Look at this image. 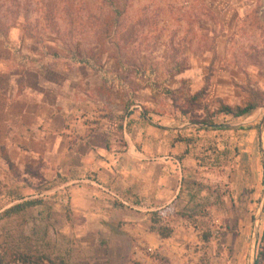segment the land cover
Masks as SVG:
<instances>
[{
    "label": "rangeland",
    "instance_id": "rangeland-1",
    "mask_svg": "<svg viewBox=\"0 0 264 264\" xmlns=\"http://www.w3.org/2000/svg\"><path fill=\"white\" fill-rule=\"evenodd\" d=\"M109 2L113 6L102 0H0V25L8 29L3 38L19 59L25 52H36L43 66L53 71L47 80L78 82L79 89L94 94L95 103L109 93L111 116L113 112L115 117L128 115V108L137 105L145 119L173 112L177 120L201 124L221 107L255 105L256 111L238 122L253 129L260 151L264 150V0ZM19 59H15L16 71L23 68ZM78 61L87 65L78 66ZM21 80L16 81L18 87ZM235 120L210 119L219 124ZM204 151L212 156L218 149L213 142ZM207 160L189 171L177 203L161 215L163 226H186L181 253L171 257L146 251L145 260L136 252L128 258L118 252L115 257L107 252V245L104 250L96 245L104 236L81 229L83 222L66 209L65 202L56 198L42 203L37 198L38 203L25 212L0 218V264H108L111 260L113 264H234L221 249L226 241L220 231L224 226L215 221L229 195L224 179H219L226 166L211 162L212 157ZM40 169V164L25 168L34 190L45 183ZM18 170L13 167L11 172L21 180L23 170ZM263 188L262 182L249 215L252 230L246 264H250L253 222ZM263 211L264 207L254 247V260L262 255L259 264H264Z\"/></svg>",
    "mask_w": 264,
    "mask_h": 264
},
{
    "label": "crops",
    "instance_id": "crops-1",
    "mask_svg": "<svg viewBox=\"0 0 264 264\" xmlns=\"http://www.w3.org/2000/svg\"><path fill=\"white\" fill-rule=\"evenodd\" d=\"M0 41V218L15 206L38 203L34 199L57 198L83 222L82 230L106 238L96 245L103 250L107 245L115 257L136 252L145 260L146 251L173 257L184 249L186 226H170V238L162 239L151 231L152 214L173 208L189 171L212 157L211 162L226 166L219 179L229 190L223 212L215 215L226 237L221 249L234 264H246L249 215L264 176L252 128L238 120L213 122L210 128L177 120L173 112L145 119L137 105L128 108V115L111 116L109 93L95 103L94 94L87 95L78 82L47 80L53 71L32 50L23 54V68L16 71L19 53ZM213 142L218 151L209 156L204 149ZM34 164L41 165L45 180L37 190L25 172ZM13 167L23 170L21 180Z\"/></svg>",
    "mask_w": 264,
    "mask_h": 264
},
{
    "label": "trees",
    "instance_id": "trees-1",
    "mask_svg": "<svg viewBox=\"0 0 264 264\" xmlns=\"http://www.w3.org/2000/svg\"><path fill=\"white\" fill-rule=\"evenodd\" d=\"M103 2H105L106 4H110L113 6V3L109 2V0H102ZM114 11L116 10L115 7L112 8ZM6 29L4 26L0 25V39H2L4 37V35H6ZM5 38V37H4ZM3 38V39H4ZM79 64H85V61H78ZM258 107L255 105H247L243 108L237 107V108H229V107H221L220 109L217 110V112L215 114H213V116L207 117L205 119V121H203L201 124L206 126V127H214L213 123L210 121V119H213L214 117H230L232 119H236V120H242L245 119L246 117L250 116L252 113H254L256 111ZM37 203H33V202H29L26 203L24 205H20V206H15L7 211H5L1 217L6 218L8 217L10 214H18L24 211V209H27L29 207H32L34 205H36ZM167 209L161 211V212H155L152 214V223L154 225V228H151V231L155 232L156 234H158V236L162 239H168L170 238L171 234H172V229L169 228L168 226H163L161 225L160 221L163 219L162 218V214L164 212H166ZM161 225V226H159ZM205 241H207V239H205ZM259 256H262L261 254H257L254 260V264H259ZM26 261V260H24Z\"/></svg>",
    "mask_w": 264,
    "mask_h": 264
},
{
    "label": "water",
    "instance_id": "water-1",
    "mask_svg": "<svg viewBox=\"0 0 264 264\" xmlns=\"http://www.w3.org/2000/svg\"><path fill=\"white\" fill-rule=\"evenodd\" d=\"M260 140L262 141V138H260ZM261 156H262L263 174H264V150L263 148L261 149ZM263 187H264V176H263ZM263 207H264V188H263V199L260 202L257 215H255L254 222H253V231H252V239H251V247H250V251H251L250 264H254V247L256 245V233H257L258 223L260 219V214L262 213Z\"/></svg>",
    "mask_w": 264,
    "mask_h": 264
}]
</instances>
